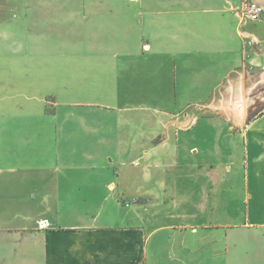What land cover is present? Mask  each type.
I'll return each instance as SVG.
<instances>
[{
    "label": "crops",
    "instance_id": "1",
    "mask_svg": "<svg viewBox=\"0 0 264 264\" xmlns=\"http://www.w3.org/2000/svg\"><path fill=\"white\" fill-rule=\"evenodd\" d=\"M86 4L66 45L25 51L24 115L0 118V264H264L262 93L244 118L212 110L264 56V15Z\"/></svg>",
    "mask_w": 264,
    "mask_h": 264
},
{
    "label": "rangeland",
    "instance_id": "2",
    "mask_svg": "<svg viewBox=\"0 0 264 264\" xmlns=\"http://www.w3.org/2000/svg\"><path fill=\"white\" fill-rule=\"evenodd\" d=\"M87 7L86 0H0L1 119L6 111L11 119L14 118L13 123L17 124L20 114L24 115L18 108L21 103L18 96L19 82L23 77L28 78L26 74L32 75L35 71V59L25 61V51L35 44L50 43V39L58 49L62 48L61 45H66V18L71 17L75 23H81V13ZM52 23L55 25L53 28ZM75 36L73 40L76 43L79 40ZM69 39L71 41V36ZM59 56L63 54L59 52ZM59 76L63 75L59 73ZM232 81L229 93L219 97L221 100L215 103L217 107L212 108L213 112L229 107L232 103L231 107L240 109L241 105H245L248 110L258 93H262L261 98L264 99V56L259 57L254 52H249L241 70L234 74ZM238 92L245 94L240 101H237ZM47 108L52 109L50 105ZM262 109L264 102L254 114ZM233 112L240 116L236 111Z\"/></svg>",
    "mask_w": 264,
    "mask_h": 264
},
{
    "label": "built area",
    "instance_id": "3",
    "mask_svg": "<svg viewBox=\"0 0 264 264\" xmlns=\"http://www.w3.org/2000/svg\"><path fill=\"white\" fill-rule=\"evenodd\" d=\"M242 21L257 22L263 18L264 7L254 0H242V6L239 11Z\"/></svg>",
    "mask_w": 264,
    "mask_h": 264
},
{
    "label": "bare ground",
    "instance_id": "4",
    "mask_svg": "<svg viewBox=\"0 0 264 264\" xmlns=\"http://www.w3.org/2000/svg\"><path fill=\"white\" fill-rule=\"evenodd\" d=\"M240 107H241L240 109L234 108V107H231V109H233V111H236L240 115V117L244 118L246 113H247L246 106L245 105H241Z\"/></svg>",
    "mask_w": 264,
    "mask_h": 264
}]
</instances>
